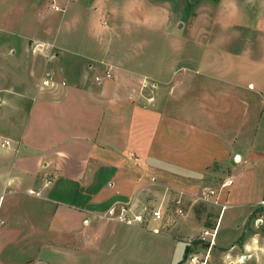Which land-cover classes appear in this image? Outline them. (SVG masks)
<instances>
[{
	"label": "crops",
	"instance_id": "1",
	"mask_svg": "<svg viewBox=\"0 0 264 264\" xmlns=\"http://www.w3.org/2000/svg\"><path fill=\"white\" fill-rule=\"evenodd\" d=\"M35 5L33 0V12L29 11L24 19L39 21ZM146 14L126 15L123 21H118L121 25L110 29L111 37L117 40L123 36L129 39L133 33L130 48L125 52L112 42L114 51L110 52L116 55L115 64L96 60L94 51L87 48L94 40L82 42L84 51L72 48L71 53L96 64L88 65L93 76L79 75L74 84L46 79L30 105L19 140H9L11 146L0 149L10 165L7 176H0L2 192L5 186H11L19 199L26 196L45 203L41 212L13 208L18 225L7 229L10 234L4 233L5 224L0 229V264L11 233L16 240V259L12 263L87 264L88 255L102 253L101 245L113 234L109 228L112 222L100 218L107 208L126 204L142 191H148L147 179L151 175V181H159L161 186L166 181L176 182L175 177L181 175L199 179L202 176L199 170L211 163L226 165L230 156L228 146L236 143L241 133L245 136L253 131L254 124L247 133L245 125L236 133L229 129V122V127L224 126L226 120L216 122L212 96L207 93L213 91L218 96L216 100L225 102L227 109L229 98L243 113L249 109L252 123L263 112L259 105L245 107V102L255 103L264 98V15L257 18L252 31L241 27L240 16L236 20L233 14L220 16L219 33L212 35L215 24L212 25L206 32L208 47L204 49L221 55L225 63L220 66L194 63L192 68L183 69L185 74L180 80L176 78L179 74L176 68H166L175 81L165 82L158 74L145 73L148 66L143 60V50L136 47L142 44L143 33L159 32V24L164 28L163 18H149ZM88 21L84 18L82 35L89 40L97 22ZM245 29L248 31L244 32ZM211 38L214 47L210 45ZM105 71L110 72L111 79L96 83L94 78ZM201 78L204 84L210 81L219 84L214 90L208 85L193 86L194 80L202 84ZM246 79L249 81L245 85ZM185 83L191 86L186 89ZM163 84L168 87L158 92L156 98L145 97L148 85L157 91ZM245 88L253 94L246 95ZM184 90L189 91L188 102L181 99ZM183 103L187 104V110L186 106L181 110ZM182 135L198 143L181 144ZM212 143L218 147L214 155ZM201 150L207 161L196 156ZM5 220L9 222L8 218ZM155 228L156 225L137 229L157 235L153 232ZM23 230H28L29 236L23 237ZM23 239H29L27 259L21 247Z\"/></svg>",
	"mask_w": 264,
	"mask_h": 264
},
{
	"label": "rangeland",
	"instance_id": "2",
	"mask_svg": "<svg viewBox=\"0 0 264 264\" xmlns=\"http://www.w3.org/2000/svg\"><path fill=\"white\" fill-rule=\"evenodd\" d=\"M48 2L35 0L39 21L34 22L28 20L31 18L24 19L29 11L33 12V0H0V140H19L30 105L37 97L39 87L45 86L44 81L53 79L59 84H74L79 75L93 76L88 65L96 64L71 53L74 52L72 48L84 51L82 42L94 40V43L87 44V48L94 51V57H98L96 60L107 65L115 64L116 55L110 52L113 50L112 42L125 52L130 48L133 33H130L129 39L123 36L117 40L111 37L110 29L121 25L118 21H123L126 15L146 12L149 18L164 19V28L159 24V32L143 33L142 44L136 47L143 50V60L148 66L145 73L150 76L158 74L165 82L175 81V76L166 68H176V74L179 73L176 78L180 80L179 77L185 74L183 69L192 68L194 63L218 66L225 63L221 55L204 49L208 47L206 32L212 29V25L215 24L212 35L219 33L222 25L220 16L233 14L235 20L240 16L241 27L252 28V31L257 18L264 15V0H199L190 7L187 0H71L63 13L53 12ZM133 2H136L135 5ZM84 18L97 22L89 40L82 35ZM247 31L245 29L244 32ZM213 41L211 38L210 45L214 47ZM105 72L96 77H103ZM150 81L156 82L153 79ZM248 81L246 79L245 85ZM199 82L202 84L194 80L193 86L203 88L208 85L214 90L219 84V81L204 84L203 79ZM189 86L185 83L186 89ZM159 87L156 91L148 85L144 90L145 97L156 98V94L168 86L163 84ZM239 89L242 94V89ZM184 92L181 99L188 102L189 91ZM244 93L253 94L247 88ZM207 95L212 96L216 122L226 120L224 126L229 127L230 124L229 129L236 133L244 125V131H249L254 124L253 131L245 136L241 133L239 140L228 146L230 156L225 161L226 165L211 163L204 170L201 168L199 179L181 175L175 177L176 182L166 181L165 186L162 183L159 186L160 182L151 181L153 176H149V190L138 194L139 199L163 202L170 210L172 202L180 200L183 217L176 224L160 229L157 235L140 232L137 226L112 223L109 228L113 234L101 245L102 253L87 254V264H264V219L255 224L258 216L256 204L264 197V98L255 103L245 102V107L259 105L260 111H263L253 118L252 123L249 109H245L246 114L243 113L240 107L232 105L234 102L230 98L227 109L225 102L216 100L218 96L213 91ZM186 105L183 103L180 106L182 111ZM194 141L180 136L181 144H193ZM195 142L198 143V140ZM212 145L213 155L217 154L218 147L214 143ZM3 153L0 150V176H7L9 159ZM205 155L203 150L196 154L202 158L201 161H207ZM209 192L212 194L209 195ZM0 205V229L5 224L4 233L18 225L17 215L12 214L14 207L32 212L45 209V203L33 198L22 196L19 199L11 186H5L3 192L0 189ZM15 215L17 218L14 220ZM22 235L29 236L28 230H23ZM10 236V240L5 242L9 246L3 253L1 264H27L12 263L16 259V240L12 239V233ZM28 243L29 239H23L21 243L22 250L25 249L24 259L29 255ZM185 247L189 248L186 257L183 256ZM241 259L245 261L240 263Z\"/></svg>",
	"mask_w": 264,
	"mask_h": 264
},
{
	"label": "built area",
	"instance_id": "3",
	"mask_svg": "<svg viewBox=\"0 0 264 264\" xmlns=\"http://www.w3.org/2000/svg\"><path fill=\"white\" fill-rule=\"evenodd\" d=\"M70 1L71 0H49V9L55 13H63L66 11ZM109 79H111V74L109 71H106L103 77H95L94 81L100 83L102 80ZM10 146V141L0 140V149L9 148ZM211 194L212 192H209V195ZM139 198L140 195L126 204H116L107 208L100 218L107 222L126 227L137 226L149 228L152 225H156L157 228H155L153 232L158 234L160 229L176 224L178 220L183 217V209L180 200H174L172 202V209L170 210L167 204L163 205V202L154 203L151 200L146 202ZM255 209L258 215L255 220V224L257 225L261 223L260 220L264 219V197L257 202ZM206 235L208 234L206 233Z\"/></svg>",
	"mask_w": 264,
	"mask_h": 264
},
{
	"label": "water",
	"instance_id": "4",
	"mask_svg": "<svg viewBox=\"0 0 264 264\" xmlns=\"http://www.w3.org/2000/svg\"><path fill=\"white\" fill-rule=\"evenodd\" d=\"M198 1H199V0H187V3H188L189 5H194V4H196ZM213 1L218 2L219 0H213Z\"/></svg>",
	"mask_w": 264,
	"mask_h": 264
},
{
	"label": "trees",
	"instance_id": "5",
	"mask_svg": "<svg viewBox=\"0 0 264 264\" xmlns=\"http://www.w3.org/2000/svg\"><path fill=\"white\" fill-rule=\"evenodd\" d=\"M213 1V0H212ZM213 2H216V1H213ZM188 6L190 7V6H192V5H189L188 4ZM189 253V248L188 247H185V249H184V252H183V256L184 257H186V255Z\"/></svg>",
	"mask_w": 264,
	"mask_h": 264
},
{
	"label": "bare ground",
	"instance_id": "6",
	"mask_svg": "<svg viewBox=\"0 0 264 264\" xmlns=\"http://www.w3.org/2000/svg\"><path fill=\"white\" fill-rule=\"evenodd\" d=\"M243 261H245V260H244V259H241V260H240V263H242Z\"/></svg>",
	"mask_w": 264,
	"mask_h": 264
}]
</instances>
